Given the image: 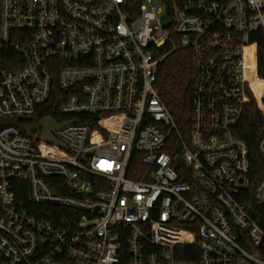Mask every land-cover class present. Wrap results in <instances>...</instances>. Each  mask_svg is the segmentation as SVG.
Masks as SVG:
<instances>
[{
	"label": "built area",
	"instance_id": "1",
	"mask_svg": "<svg viewBox=\"0 0 264 264\" xmlns=\"http://www.w3.org/2000/svg\"><path fill=\"white\" fill-rule=\"evenodd\" d=\"M262 41L264 0H1L0 49L18 60L0 117L23 129L0 124V264H264L234 132L250 104L264 115ZM177 50L195 69L186 139L157 86ZM55 78L58 117L28 127ZM258 150L264 206V135Z\"/></svg>",
	"mask_w": 264,
	"mask_h": 264
},
{
	"label": "trees",
	"instance_id": "2",
	"mask_svg": "<svg viewBox=\"0 0 264 264\" xmlns=\"http://www.w3.org/2000/svg\"><path fill=\"white\" fill-rule=\"evenodd\" d=\"M137 2L140 3V0H137ZM14 59L18 60V55L12 49H0V72L11 69L12 66L9 62ZM259 73L264 77V41L260 43ZM194 83L195 69L188 52L177 50L170 53L161 64L157 86L163 102L170 109L177 123L178 130L184 139L188 137L191 128ZM65 100L66 92L60 88L55 78L49 100L34 117L37 127L41 126V121L47 116L58 117L60 106ZM89 118L91 116L86 114L78 117L80 120ZM84 123H87V120ZM234 132L238 138L243 139L248 144V157L250 160L251 187L242 194L240 200L251 216L264 227V206L256 204L254 200V190L260 180L263 167L258 144L264 135V115L255 104H250L246 108L243 118L234 129ZM173 139L177 140L178 144L177 136H174ZM18 198L22 201V205L25 208H31L26 185L23 184L20 193H18Z\"/></svg>",
	"mask_w": 264,
	"mask_h": 264
},
{
	"label": "water",
	"instance_id": "3",
	"mask_svg": "<svg viewBox=\"0 0 264 264\" xmlns=\"http://www.w3.org/2000/svg\"><path fill=\"white\" fill-rule=\"evenodd\" d=\"M0 124L4 126L14 125V126L19 127L20 129H23V126L20 123L19 117H9V118L0 117ZM45 125L47 128H58L62 124H58L55 120L51 119V120H48ZM52 141H56V140L52 139Z\"/></svg>",
	"mask_w": 264,
	"mask_h": 264
},
{
	"label": "rangeland",
	"instance_id": "4",
	"mask_svg": "<svg viewBox=\"0 0 264 264\" xmlns=\"http://www.w3.org/2000/svg\"><path fill=\"white\" fill-rule=\"evenodd\" d=\"M37 122H30V124L28 125V127H30V128H34V127H37V124H36Z\"/></svg>",
	"mask_w": 264,
	"mask_h": 264
}]
</instances>
